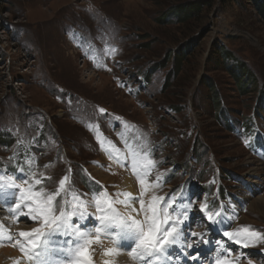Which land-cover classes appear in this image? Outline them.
<instances>
[{
	"label": "rangeland",
	"instance_id": "rangeland-1",
	"mask_svg": "<svg viewBox=\"0 0 264 264\" xmlns=\"http://www.w3.org/2000/svg\"><path fill=\"white\" fill-rule=\"evenodd\" d=\"M0 141V176L48 177L36 188L53 191L67 175L91 214L76 226L93 232L89 202L102 192L124 200L127 175L139 196L129 146L147 152L146 184L160 180L146 201L174 193L196 214L189 231L224 238L241 264H264V239L244 247L223 234L250 226L264 237V0H0ZM28 210L12 209L21 231L40 227ZM14 216L6 245L18 248Z\"/></svg>",
	"mask_w": 264,
	"mask_h": 264
},
{
	"label": "snow or ice",
	"instance_id": "snow-or-ice-1",
	"mask_svg": "<svg viewBox=\"0 0 264 264\" xmlns=\"http://www.w3.org/2000/svg\"><path fill=\"white\" fill-rule=\"evenodd\" d=\"M100 111L104 112V109ZM101 147H104L103 142H101ZM129 151L132 157L131 167L140 184V194L134 197L132 193L123 192L118 195L123 196L124 200H113L106 192H102L89 202L99 213L94 217L99 226L93 225L97 237L96 242H99L100 234L105 233L118 244V247L128 248L129 254L134 259L144 261V264L166 260L169 250L176 245L198 248L199 243H209L204 239L206 233L191 232L189 231L191 225L185 223L189 220V213L192 211L190 203H177L174 193H170L167 199L155 195L147 201L144 199L150 188L159 187L160 177L157 176L154 183L146 184V177L155 166L154 162L148 158L147 152L141 155L140 151L131 146H129ZM109 157L112 158L111 152H109ZM117 162L124 166L118 158ZM42 179L50 178H34V182L29 184L27 180L17 183L11 177L5 179L0 176V197H4V202L9 204L10 213L17 215L12 211L13 203L17 209L23 205L29 209L26 213L27 217L40 223V227L29 232L21 231L18 234L25 238L26 243L20 241L16 243L29 260L35 259L36 264H49L48 253L50 251L59 253L61 261L58 264H65V262L66 264H92L88 246L93 243L91 237L94 233L91 229L82 230L83 226H76L80 220L91 218V214L87 213L88 205L72 189L70 178L67 175L60 179L53 191H46L43 187L36 188V185L42 183ZM25 184L28 186L24 187ZM69 196L71 199L66 198ZM116 203L130 207L131 212L127 215L118 212L114 207ZM135 203L139 204V209L132 207ZM199 210L213 225L223 223L222 219H216L221 215L220 212L209 208L207 203L201 204ZM141 215L143 219H138L137 217ZM74 216L78 217L75 222L72 220ZM186 231L188 236L196 237L198 243L185 245L182 238L185 237ZM223 234L230 241L241 243L244 247H247L253 240L264 239L260 233L250 231V226H241L234 231H225ZM57 235L69 237L70 239L64 243L71 246L60 247L53 239ZM2 242H12L11 234L5 235L3 231H0V243ZM35 249H40V251L36 252ZM113 254H116L115 249H108L104 252V255ZM191 258L197 259L196 256ZM16 264L20 262L17 261ZM104 264H111V262L105 261ZM215 264H230V262L217 259Z\"/></svg>",
	"mask_w": 264,
	"mask_h": 264
},
{
	"label": "bare ground",
	"instance_id": "bare-ground-1",
	"mask_svg": "<svg viewBox=\"0 0 264 264\" xmlns=\"http://www.w3.org/2000/svg\"><path fill=\"white\" fill-rule=\"evenodd\" d=\"M96 172L104 181L108 180V178H106L105 176H102L98 171H96ZM125 186L130 192L134 193L136 191L133 180L128 175L125 176ZM4 199H5L4 197H0V209H1L0 211H2L4 213L2 216H0V219H1L0 231H3L4 234L7 235V231L9 230L8 229L9 226L5 225L4 221L7 222L8 217H10L11 213H9V211H10L9 208L7 209V205L9 207V204L5 203ZM11 207H12V209H15V210L17 209L14 203L11 205ZM135 207L138 208L137 205ZM125 208H127V207H125ZM128 208L126 211L128 213H130L131 210ZM131 214L136 215L135 213H131ZM195 215L196 214H193L190 216V219H189L190 223L189 224L191 225V227H194V226H192L191 220L193 219V217H195ZM13 218H14L13 220L9 221L13 226L11 228L12 233H13L14 228L18 229V231H21L23 226L22 225L20 226L19 225L20 223L17 224L19 226H16L15 223L17 221L19 222L22 219V215H19V216L15 215ZM137 218L141 219L142 215L138 216ZM16 227H18V228H16ZM35 228H38V227H31L29 229V231H31L32 229H35ZM86 229H90V228L87 227ZM29 231L27 229H25V232H29ZM93 233H95V231ZM209 233L211 234L209 237H207V240L209 241V243H206V244L204 243L205 244L204 246L199 245V247L203 246L201 248H199V247L194 248L195 250H198V254L201 255V256L197 257L196 260H193L192 258H190L191 257L190 254H193L195 250L193 252H191L190 248H189V250H186L187 249L186 246L184 247L185 248L184 249L183 247L176 245V246H173V248L169 250V255H168L166 260L154 261L153 264H210V263L215 264V261L217 259H221V258L223 260L229 261L230 264H238V263L241 264L239 260H236V255H234L235 251H234V249H232L233 246H231L230 243L226 242V240H224V238L219 239V238H217V235H213L211 232H209ZM209 233H206V235ZM112 235L114 236L115 234L113 233ZM65 237H67V236L57 235L53 239L62 248L70 247L71 246L70 244H67V245L65 243L63 244V242L66 241ZM204 238L206 239V237H204ZM59 239L61 241H59ZM182 239H183V243L185 245L187 243H189V242H187L186 237H184ZM92 240H93V243L91 244V246H88V254L92 258L91 259L92 264H104L105 261H110L111 264H144V261L134 259L129 254L128 248L118 247V244L115 243L114 240L112 238H110L109 235H107L105 233L100 234L99 242H96V240H97L96 236L94 238H92ZM15 241H16V238H15L14 242ZM17 246H18V248H15V247L11 248V247L6 245V242L0 243V264H4V263L16 264L17 261H19L20 264H36L35 259L29 260L26 257L24 252H23V254L20 255L19 253L21 252V249H20V246L18 244H17ZM205 246H208V248H205ZM230 246H231V248H230ZM214 247H217L220 250L219 253H216V254L213 253L212 254V250ZM108 249H115L116 254L104 255L105 250H108ZM203 249H206V250H203ZM34 251L39 252L40 249H35ZM232 254H233V257L231 256ZM54 255H56V258H54L53 262H51L49 264H58V262L61 261V257L59 255V253H57L55 251H50L48 253V257H50V258L52 256L54 257ZM21 259H22V261H21ZM65 264H66V262H65ZM243 264H244V262H243Z\"/></svg>",
	"mask_w": 264,
	"mask_h": 264
},
{
	"label": "trees",
	"instance_id": "trees-1",
	"mask_svg": "<svg viewBox=\"0 0 264 264\" xmlns=\"http://www.w3.org/2000/svg\"><path fill=\"white\" fill-rule=\"evenodd\" d=\"M175 70H178L177 68L174 69V72H176ZM5 142V141H4ZM0 143H3V141H0Z\"/></svg>",
	"mask_w": 264,
	"mask_h": 264
}]
</instances>
